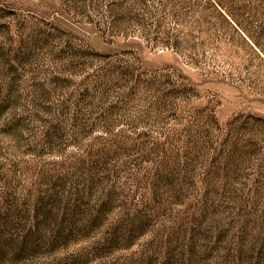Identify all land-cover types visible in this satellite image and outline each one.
Returning a JSON list of instances; mask_svg holds the SVG:
<instances>
[{
    "label": "rangeland",
    "instance_id": "obj_1",
    "mask_svg": "<svg viewBox=\"0 0 264 264\" xmlns=\"http://www.w3.org/2000/svg\"><path fill=\"white\" fill-rule=\"evenodd\" d=\"M0 264H264V0H0Z\"/></svg>",
    "mask_w": 264,
    "mask_h": 264
}]
</instances>
